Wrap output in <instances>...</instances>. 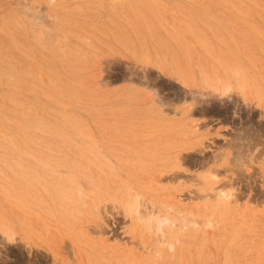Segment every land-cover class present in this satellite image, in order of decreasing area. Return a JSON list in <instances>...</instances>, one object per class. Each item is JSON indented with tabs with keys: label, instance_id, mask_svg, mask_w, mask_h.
Instances as JSON below:
<instances>
[{
	"label": "rangeland",
	"instance_id": "1",
	"mask_svg": "<svg viewBox=\"0 0 264 264\" xmlns=\"http://www.w3.org/2000/svg\"><path fill=\"white\" fill-rule=\"evenodd\" d=\"M0 264H264V0H0Z\"/></svg>",
	"mask_w": 264,
	"mask_h": 264
},
{
	"label": "bare ground",
	"instance_id": "2",
	"mask_svg": "<svg viewBox=\"0 0 264 264\" xmlns=\"http://www.w3.org/2000/svg\"><path fill=\"white\" fill-rule=\"evenodd\" d=\"M204 95H205V94H204ZM195 96H196V95H195ZM199 101H200V100H199ZM199 101H198V103H201V102H202V101H201V102H199ZM196 104H197V103H196ZM166 105H167V104H166ZM192 105H193V104H192ZM190 106H191V105H190ZM193 106H194V105H193ZM197 106H199V105H197ZM195 107H196V106H194L193 108H195ZM179 109H180V108H179ZM189 110H190V109H189ZM191 110H192V109H191ZM178 111H179V110H178Z\"/></svg>",
	"mask_w": 264,
	"mask_h": 264
}]
</instances>
